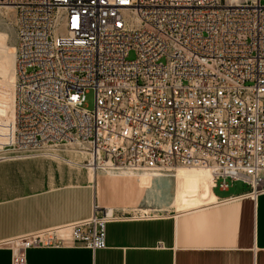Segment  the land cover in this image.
<instances>
[{
    "label": "built area",
    "instance_id": "obj_1",
    "mask_svg": "<svg viewBox=\"0 0 264 264\" xmlns=\"http://www.w3.org/2000/svg\"><path fill=\"white\" fill-rule=\"evenodd\" d=\"M0 5L14 8L17 35L15 117L4 128L0 119V160L75 145L97 168H200L213 187L264 191V0ZM129 218L146 217L97 207L88 219L0 246L12 250V264H29L31 248L105 249L108 223Z\"/></svg>",
    "mask_w": 264,
    "mask_h": 264
},
{
    "label": "crops",
    "instance_id": "obj_2",
    "mask_svg": "<svg viewBox=\"0 0 264 264\" xmlns=\"http://www.w3.org/2000/svg\"><path fill=\"white\" fill-rule=\"evenodd\" d=\"M9 97L14 112V88ZM3 111L0 119L4 128L13 119L7 109ZM4 132L2 129L3 139ZM56 153L60 158L36 155L0 160V242L85 220L97 207L112 205L106 198L110 176L102 171L92 173L84 166L88 153L73 148L57 149ZM235 185L220 189L227 193L223 195L217 193L218 187L210 186L200 202L174 214L110 222L105 249L92 250L71 243L31 248L28 262L264 264V191L253 197L247 195L250 186L238 192ZM0 264H12L9 247L0 246Z\"/></svg>",
    "mask_w": 264,
    "mask_h": 264
},
{
    "label": "rangeland",
    "instance_id": "obj_3",
    "mask_svg": "<svg viewBox=\"0 0 264 264\" xmlns=\"http://www.w3.org/2000/svg\"><path fill=\"white\" fill-rule=\"evenodd\" d=\"M16 40L15 10L14 8L0 5V109H7L9 117L12 119L13 105L12 98L9 95L14 88L12 78L15 75L13 58ZM9 98L10 100H7ZM85 107L89 110H93L95 107V91L93 89L87 92ZM0 140L4 142L3 137ZM69 148H72V146H62L58 149ZM5 156L12 157L15 155L9 153L5 154ZM185 175L186 173L184 177L181 175L176 177L171 175L163 176L161 177V182L158 181L159 177L153 178L158 182L159 192L163 197L174 195L175 193L179 194L176 204H171L169 201L160 202L155 196H152L150 188L154 185V182L150 178L128 176L112 177L113 183L106 188L107 202L108 204L112 203L109 206L111 207L110 210L111 212L116 211L117 214L125 217L144 214L169 215L179 212V209L197 204L210 187L209 183L198 175ZM234 188L238 192L249 190L247 184L242 182H237ZM220 189L218 187L216 190L217 193L222 195L227 194L221 192Z\"/></svg>",
    "mask_w": 264,
    "mask_h": 264
},
{
    "label": "bare ground",
    "instance_id": "obj_4",
    "mask_svg": "<svg viewBox=\"0 0 264 264\" xmlns=\"http://www.w3.org/2000/svg\"><path fill=\"white\" fill-rule=\"evenodd\" d=\"M7 7H11V6H7ZM13 60H14V67H15V80L13 82V86H14V112H13V119H14V117H15V98H16V92H17L16 91V82H17L16 47H15ZM72 148L76 149L78 151H82V152L88 153L89 157H88L87 160H89L91 158V154H90V152L87 149H85L83 147L75 146V145H73ZM57 149L58 148L52 149V150H50L48 152H45L44 154H41V155L54 156V157H59L60 158V156L56 153ZM87 160H85L84 166L89 168L92 171V173H97L99 171H102V172L106 173L108 176H110V177L107 176L108 177L107 181L109 182V184L113 183L112 177H118V176H121V175L128 176V177L150 178L154 182V185H152V187L150 188V190L152 191V196H155V198H157V200L160 201V202L169 201L171 204H176V202H177V200L179 198V194L175 193L174 195L163 197L161 195V193L159 192L158 182L156 180H154L153 178L159 177L158 181L161 182L162 181L161 177H163V176L171 175L173 177H176V176H180L181 175L182 177H184V174L186 173L185 176H196V175H198L199 177L204 178L209 183V186H213V184H214L213 175L206 169L192 168V167H177L175 169L165 170L163 172H157V173H146V172H144V173H136V172H133V171H130V170H126V169L97 168L95 166H89V164L86 163ZM95 180H97V179H95ZM100 194H101V192H100ZM249 196L255 197V194H250ZM104 208H108V207H104ZM110 208L111 207L108 208V210L110 211V214H113V213L115 214L116 212H111ZM135 216H138V217H150V216H152V217H154L156 215H154V214H144V215H135Z\"/></svg>",
    "mask_w": 264,
    "mask_h": 264
}]
</instances>
